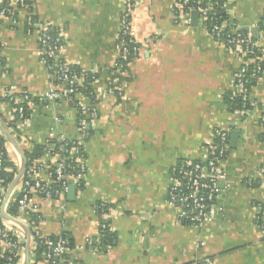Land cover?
<instances>
[{
	"label": "crops",
	"instance_id": "1",
	"mask_svg": "<svg viewBox=\"0 0 264 264\" xmlns=\"http://www.w3.org/2000/svg\"><path fill=\"white\" fill-rule=\"evenodd\" d=\"M26 1L29 10L20 9L19 0H0V6L6 4L16 14L14 21L0 18V99L18 101L26 94L32 100L27 119L17 124L22 151L31 154L34 145L46 140L81 142L86 169L81 191L67 180L75 187L73 199L67 193L59 200L34 198L39 206L34 233L67 234L73 248L66 264H264V231L258 220L264 204L258 174L264 168V70L245 98L250 109L231 110L223 94L239 96L232 80L242 65L239 56L208 35L199 15L194 25L192 12H179L175 0H135L131 28L141 50L128 67L129 80L117 102L107 85L114 77L111 67L126 0ZM223 3L237 29L252 36L256 31L264 68V30L257 26L264 0ZM28 16L63 40L61 60L97 76L92 84L95 104L89 106L96 118L87 125L89 135L79 131L78 111L71 104L81 101L88 107L87 98L38 99L51 80L39 59L37 34L24 29ZM0 115L12 120L7 102L0 103ZM216 131L227 133L221 164L226 182L212 204V219L191 227L166 203L170 172L180 160L203 161ZM5 146L18 170L19 156L6 140ZM60 159L46 155L42 161L46 165ZM36 178L49 182V169L41 167ZM99 203L107 205L112 236L95 252L84 239L98 234L94 207ZM19 218L31 231L29 264H47L42 255L35 261L32 228ZM24 243L25 235L18 264H23Z\"/></svg>",
	"mask_w": 264,
	"mask_h": 264
},
{
	"label": "built area",
	"instance_id": "2",
	"mask_svg": "<svg viewBox=\"0 0 264 264\" xmlns=\"http://www.w3.org/2000/svg\"><path fill=\"white\" fill-rule=\"evenodd\" d=\"M175 1L179 12H184L186 15H189L190 12H197L199 20L204 27L206 23L213 20V17L208 15L213 9L212 0H207L206 7H201L198 0ZM218 1L223 2L224 0ZM135 6V0H126L125 7L121 13L119 31L115 43L117 57L111 67L114 77L107 85V93L111 95H115V92H117L120 96L122 85L119 84V80L127 77L130 63L137 57L141 50V46L136 42L131 28V15L134 12ZM18 7L26 10L30 8L26 0H19ZM0 18H8L14 21V12L10 9H2L0 11ZM32 18L31 16L26 18L24 29L26 33L37 34L40 52L39 59L51 80L47 91L39 95L38 99H43L47 102H57L63 97L70 99L80 96L82 99H86L87 97L78 91V88L82 87V80L76 78L71 73V66L59 57V53L63 47L59 38L52 35L50 32L51 29L46 25L33 22ZM229 22L231 21L228 19L220 26L215 23L207 33L217 44L228 48L242 60V65L232 75V80L235 88H237V95L239 96L233 95L242 97L245 103L251 82L259 78V75L264 70L259 55L261 48L258 45L257 39L253 38L250 32L239 34L233 39L222 41L219 34ZM231 32L236 33L237 28L232 29ZM250 55H254V58H247ZM250 66H252L251 70H249ZM59 86L61 90L57 89ZM11 99L15 100L14 98ZM31 101L30 96L26 94L19 97L18 101L15 100L19 105L17 112L20 121L23 118V105H28ZM76 104L78 128L86 136L87 123L92 122L96 118L95 112L93 107H86L81 101L76 102ZM242 113L244 112L242 111ZM261 119L264 121V113ZM54 142L59 144L58 152L60 153H54L55 146L51 145L48 147L53 146L52 149L47 148L48 155L50 158L61 157V159L56 163H48L45 166H36L37 161H34L32 166L28 169L26 168L24 178L12 191L7 202L4 203V196L0 197V213L3 209L10 215L8 210L14 208L18 216H10L18 220H20L19 215H22L24 218L29 213L38 215L39 206L34 201V198L45 200L63 199L69 187L68 179H71L77 188L82 186L81 184L84 182L86 169L81 164L83 160L81 142L61 139ZM3 145L0 148V170L2 169L5 152L3 150H6L5 142ZM227 150V133L216 131L213 135V141L205 146V159L203 161L183 159L177 162L171 169L166 203L176 211L177 218L181 222L187 223L191 227H198L212 219L210 215L212 204H214L219 194V186L225 185L226 182V175L222 170L221 164L227 154ZM72 153L75 155L74 159H71L69 156ZM67 161L80 164L81 169L75 175L72 174L69 171L70 167L66 166ZM41 167H47L49 169V182H42L36 178V173ZM258 174L262 177L264 183V168H261ZM52 187H54V190ZM106 209L107 205L105 203H100L99 206L94 207V211L99 218V224L103 221L105 222ZM258 220L260 228L264 231V204L260 207V217ZM102 229H105V227L103 226ZM35 234L42 239V244L44 245L42 258L47 264H66L67 255L73 248L67 234H57L54 236V239L40 236L37 231H35ZM102 238L103 236L101 234H97L96 237L85 238L84 242L89 248L97 252L103 247L101 245ZM23 240V230L19 226L2 219L0 214V263L3 259H6V264H18L22 257L23 247L21 243ZM13 260H16V263ZM192 264L209 263L195 261Z\"/></svg>",
	"mask_w": 264,
	"mask_h": 264
},
{
	"label": "trees",
	"instance_id": "3",
	"mask_svg": "<svg viewBox=\"0 0 264 264\" xmlns=\"http://www.w3.org/2000/svg\"><path fill=\"white\" fill-rule=\"evenodd\" d=\"M200 2V6L201 7H206V2L207 0H198ZM212 5H213V9L212 11H210L208 13V15L210 17H213V20L206 23L205 24V29L207 31H210L211 28L215 25V23L217 25H221L224 21L228 20V15L224 9V3L222 1H218V0H212L211 1ZM2 9L8 10V6L6 4L1 5L0 6V11ZM14 17H16V14L14 13ZM33 22H37V19L35 17L32 18ZM236 25L234 24V22H229L227 23V25L225 26V28L220 32L219 36L221 38L222 41H225L227 39H233L235 38L237 35L239 34H245L246 31L244 30H239L237 29L236 33H232V29L236 28ZM258 29L262 30L264 29V16H262L259 21H258ZM32 32V30H31ZM51 34L54 35L55 37H58L61 44L63 45V40L59 37V35L56 34V32L54 30H50ZM255 54V53H254ZM261 53H259L260 55ZM247 58H254V55H250ZM71 73L78 79L82 80V87L78 88V91L81 92L84 96L87 97L88 100V104L87 106H91L92 104H95L94 101V96H93V91H92V82L97 78L96 75L91 74L89 72H85L82 71L74 66H71ZM252 66L249 67V70H251ZM95 78V79H94ZM129 79L128 78H121L119 80V84L123 85V83H126ZM115 96L117 97V102L120 100L119 99V94L117 92H115ZM223 101L225 102V104L227 106L230 107V109L235 110V111H246L248 109H250V106L248 103H245V105L242 104V99L241 97H236L233 94H223ZM2 102H7L9 104V106L12 108V120L8 121L5 120L2 115H0V118L3 120V122L5 123L7 129L9 130V132L11 133V135L16 138V140L20 141V136L18 134V130H17V124L22 123L23 121H25L28 117V109H27V105L24 104L23 108H24V112H23V118L20 121L18 119V104L15 102V100L11 99V98H2L0 99V103ZM71 104L73 106H77L76 102H71ZM245 113V112H244ZM96 117V115H95ZM90 122L87 123V125ZM86 134L89 135V131H86ZM5 139L2 137V135H0V148H2L4 145ZM54 145V153H60L59 151V144H56L54 141L51 140H46L44 144L42 145H34L33 147V151L30 154L27 151H23L25 158H26V168L28 169L30 166H32V163L34 161H37V165H44L43 163V159L45 158L46 155L49 154V152L47 151L48 146ZM70 148V147H68ZM4 149V148H3ZM5 150H3L4 152ZM66 166L70 167L69 171H71L72 174H76L77 171H79L81 169V165L77 164L73 161L66 162ZM86 172V170H85ZM17 173V168L14 166V164L12 162H10L6 156V151L4 152V158H3V165H2V169L0 170V197H3L8 186L10 185V183L12 182L14 176ZM84 183V182H83ZM82 186H80L79 188H77L79 191L82 190L83 188V184H81ZM52 189L54 190V187H52ZM100 204V203H99ZM99 204H97L96 206H99ZM8 213L11 216L17 217L18 214L16 212V210L14 208H11L10 210H8ZM26 219L29 223V225L31 226V230H32V236H33V240L35 242V247H34V251L33 253L35 254V261H39L41 259V255L42 252L44 250V245L42 244V239L39 238L38 236H36V234L33 231V228L35 227V225L37 224L38 221V215L37 214H33V213H29L26 216ZM103 226L105 227V229H102ZM98 234H101L103 236V238L101 239V245L105 246L108 245L110 243L111 240V236L112 234L110 233L109 230V225H108V221L105 220V222H101L98 226ZM51 239H54V237H50ZM71 241V239H70ZM72 244V241H71ZM21 245L23 246V244L21 243ZM6 259H3L1 261L0 264H6ZM13 262L16 263V260H13ZM14 264V263H11Z\"/></svg>",
	"mask_w": 264,
	"mask_h": 264
},
{
	"label": "water",
	"instance_id": "4",
	"mask_svg": "<svg viewBox=\"0 0 264 264\" xmlns=\"http://www.w3.org/2000/svg\"><path fill=\"white\" fill-rule=\"evenodd\" d=\"M197 18H198L197 12H192L191 21H193L194 25L197 21ZM252 32H253V38L256 39V31L253 30ZM0 132L2 136L5 138V140L12 146V148L15 150L16 154L19 156L21 160V165L18 168L16 175L14 176L12 182L10 183V185L8 186L4 194V203H5L9 199L12 191L20 184V182L24 178L27 162H26L25 155L18 141L11 135V133L9 132V130L7 129L5 123L3 122L1 118H0ZM74 194H75V187L69 186L67 189V198L73 199ZM0 214H1L2 219L8 221L9 223L13 225L19 226L23 230L24 235H25L23 264H29L30 243H31L30 228L26 224L19 221L18 219H15L11 217L10 215H8L3 209L1 210Z\"/></svg>",
	"mask_w": 264,
	"mask_h": 264
},
{
	"label": "bare ground",
	"instance_id": "5",
	"mask_svg": "<svg viewBox=\"0 0 264 264\" xmlns=\"http://www.w3.org/2000/svg\"><path fill=\"white\" fill-rule=\"evenodd\" d=\"M124 85V84H123ZM123 87V86H122Z\"/></svg>",
	"mask_w": 264,
	"mask_h": 264
}]
</instances>
